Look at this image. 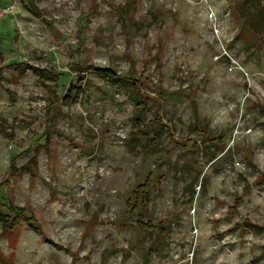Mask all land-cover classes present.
<instances>
[{"label": "rangeland", "instance_id": "rangeland-1", "mask_svg": "<svg viewBox=\"0 0 264 264\" xmlns=\"http://www.w3.org/2000/svg\"><path fill=\"white\" fill-rule=\"evenodd\" d=\"M0 13V264H264V0Z\"/></svg>", "mask_w": 264, "mask_h": 264}, {"label": "trees", "instance_id": "trees-1", "mask_svg": "<svg viewBox=\"0 0 264 264\" xmlns=\"http://www.w3.org/2000/svg\"><path fill=\"white\" fill-rule=\"evenodd\" d=\"M262 22H264V20H262ZM96 72H98V74L102 75L106 79L110 77L108 70H99L98 69V70H96ZM13 165H14V160L11 161V168L13 167ZM149 188H150V180L149 179H146V181L142 185H139L137 187V189L134 192V203L131 205V208L138 209L142 205V203L145 201V199L148 196ZM2 206L4 207V205H2ZM6 208H8V207H6ZM21 215L23 216L22 213H21ZM140 223L143 224L142 220L140 221ZM144 226L148 227V225H146V224Z\"/></svg>", "mask_w": 264, "mask_h": 264}, {"label": "built area", "instance_id": "built-area-1", "mask_svg": "<svg viewBox=\"0 0 264 264\" xmlns=\"http://www.w3.org/2000/svg\"><path fill=\"white\" fill-rule=\"evenodd\" d=\"M1 14V13H0Z\"/></svg>", "mask_w": 264, "mask_h": 264}]
</instances>
